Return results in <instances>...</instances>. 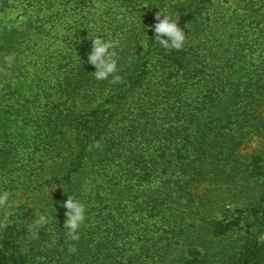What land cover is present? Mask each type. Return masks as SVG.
Here are the masks:
<instances>
[{
	"label": "trees",
	"instance_id": "trees-1",
	"mask_svg": "<svg viewBox=\"0 0 264 264\" xmlns=\"http://www.w3.org/2000/svg\"><path fill=\"white\" fill-rule=\"evenodd\" d=\"M211 1L5 2L26 18L0 64L14 54L7 68L25 81L0 100L13 105L0 117V190L12 198L41 180L55 192L30 215L0 218V264H264V242L238 238L233 215L215 214L222 201L202 187L238 178L240 147L264 129V26L253 41L226 43ZM166 2L186 34L180 50L148 27ZM100 34L119 42L115 83L96 80L88 62ZM68 195L86 206L77 241L64 228ZM194 204L215 239L178 252L191 232L183 207ZM44 210L52 219L34 234L28 225Z\"/></svg>",
	"mask_w": 264,
	"mask_h": 264
},
{
	"label": "rangeland",
	"instance_id": "rangeland-1",
	"mask_svg": "<svg viewBox=\"0 0 264 264\" xmlns=\"http://www.w3.org/2000/svg\"><path fill=\"white\" fill-rule=\"evenodd\" d=\"M6 1L0 0V50L3 48V43L9 41L5 37H8L7 35L16 25H23V20L26 18L22 17L19 21L18 14L5 11ZM211 2L207 13L212 18L227 21V25L221 33L222 40L226 43L232 34L238 42L253 41V38L257 36L254 34L253 28L258 23H261L260 28L264 26V0H212ZM169 5L167 2L161 3L160 9L168 12ZM233 18L234 21L229 22ZM2 63L5 65L1 67L0 64V100L3 95L7 96L8 93L6 99H9L12 93L11 87H15V83L25 81L21 79L22 76L18 77V73L7 68L5 60H2ZM223 64L226 63L223 62ZM12 106L11 102L0 101V117L3 110H10L9 107ZM257 106L262 107L263 105ZM221 109L224 112L228 109V105H222ZM239 152L247 165L243 167L244 172L238 178L229 183L226 181L205 182L202 187L205 190L208 187L214 189V200L222 201L220 207L223 208L217 206L218 210L215 209V214L219 215L224 209L226 213L233 215L234 225L238 228V233L236 232L235 235L238 234V238L245 242L248 238L264 242V129L254 130V133L250 134L242 144ZM13 165L15 164L13 163ZM42 182L40 180L27 187L28 181L25 180L22 187L16 190L15 196L10 197L11 200L20 202L15 213L25 210V214L29 212L30 215L36 207L43 205L49 197H52L55 189L42 187ZM194 205L183 207L190 214L188 224L191 232L187 234L188 237L184 239L178 252H186L194 247H199V243L210 247L215 239L214 233L210 232L212 218L204 217V209ZM3 216H5V211L0 209V218ZM172 261L173 258L169 256L162 264H171Z\"/></svg>",
	"mask_w": 264,
	"mask_h": 264
},
{
	"label": "clouds",
	"instance_id": "clouds-1",
	"mask_svg": "<svg viewBox=\"0 0 264 264\" xmlns=\"http://www.w3.org/2000/svg\"><path fill=\"white\" fill-rule=\"evenodd\" d=\"M155 21L154 25L148 26L155 34L153 39L154 42H157L165 49L180 50L184 47L186 34L179 24L178 17L174 18L167 11L160 10L156 13ZM91 37L92 46L88 54V62L95 66V70L92 72L95 79L102 81L111 78L113 83L119 81V56L116 51L119 42L113 40L110 35L106 37L100 34L91 35ZM5 62L11 67L15 63V55L6 56ZM10 197L11 193L9 191L0 190V209L5 211V220L15 214V209L19 207L20 203L11 200ZM60 206L67 209L64 228L67 229L66 232L68 237H70L72 241L79 240V229L86 219V206L72 195H68L67 199L63 201ZM51 219L47 210L37 212L32 223L28 225L29 231L35 234L38 229L48 225ZM71 250L74 251L75 249L73 248Z\"/></svg>",
	"mask_w": 264,
	"mask_h": 264
}]
</instances>
